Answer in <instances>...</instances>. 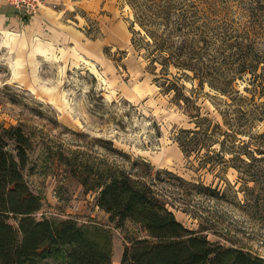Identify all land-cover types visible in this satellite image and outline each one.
<instances>
[{"label":"rangeland","instance_id":"obj_1","mask_svg":"<svg viewBox=\"0 0 264 264\" xmlns=\"http://www.w3.org/2000/svg\"><path fill=\"white\" fill-rule=\"evenodd\" d=\"M133 1L140 15L151 6L148 0ZM84 2L99 8L98 14L107 13L103 9L109 3L112 9L108 13H114L116 24L130 34L126 45L119 43L120 33L115 45L105 47L109 66L94 63L107 83L89 71L90 66L84 64L81 56L43 57L45 60L38 66L27 57L23 61V54L7 52L0 39V127L21 126L33 140L25 176L43 198L37 218L74 219L81 225L109 229L113 239L112 264H121L125 248L147 234L131 221L120 228L109 223L108 216L96 206L95 191L90 190L97 170L118 167L149 184L188 229L212 243L264 259V163L246 167L240 160L233 161L237 153L231 152L219 157H205V151L187 156L176 141L181 130L196 127L187 113H199L219 123L218 129L215 125L210 129L217 131L215 139L220 143L226 138L231 141L241 127L233 116L225 122L235 103L211 85L226 91L232 85L243 96L255 98L259 107L254 109L262 115L264 63L255 75H237L232 83L237 66L225 59L227 53L209 52L207 65L200 72L205 79L203 87L193 71L171 66L170 79L181 77L178 85H185L188 91L183 95L181 92L182 96L175 91L166 94L161 88L165 83L164 67L158 64L155 71L150 65L151 38L137 23L128 0ZM85 9L86 6L78 12L87 19L86 34L103 40L98 21L88 18ZM221 10L223 32L244 35L250 31L248 36L257 38L259 50L264 53V0H227ZM174 52V61L205 55L175 48ZM186 96L195 101L197 108H187L180 102ZM243 104L238 101L235 107L240 109ZM244 110L247 108L242 106L241 111ZM225 144L231 151H242L246 144L255 149L257 159H264L259 152L264 153V121L257 122L251 137H239ZM220 149L219 144L213 147L216 153ZM203 166L207 169L201 170ZM198 184L206 190L197 188Z\"/></svg>","mask_w":264,"mask_h":264},{"label":"trees","instance_id":"obj_2","mask_svg":"<svg viewBox=\"0 0 264 264\" xmlns=\"http://www.w3.org/2000/svg\"><path fill=\"white\" fill-rule=\"evenodd\" d=\"M148 1L151 6L145 5L147 11L140 15L137 3L128 0L136 12L137 23L151 38L149 46L153 59L149 61L150 65L155 71L158 64L164 67L165 83L161 88L166 94L175 91L182 96L188 91L183 84L179 87L181 77L170 79L171 66L193 71L201 79L199 86L203 87L205 79L200 72L207 65L209 52L227 53L225 59H230V64L237 66L232 83L237 75H255L264 63V53L259 50L257 38L248 36L250 31L244 35L223 32L220 14L227 0ZM246 22L251 25L250 21ZM174 48L205 55L199 59L176 58L178 61H174ZM165 53L168 54L163 56ZM211 86L231 97L233 103H244L240 109L235 104L230 106L224 118L228 122V118L233 116L241 127L233 138L229 136L231 141L226 138L220 143L215 139L217 131L211 132L210 129L212 125L218 129L219 123L199 113H187L196 127L181 130L176 141L187 156L205 151V157H219L231 152L232 155L237 153L233 161L240 160L246 167H254L256 162L264 163V159L255 157V149L246 144L242 151H231L225 144L233 143L239 137H251L257 122L264 121V113L261 115L254 109L259 107L255 98L243 96L232 85L230 91ZM181 101L187 108L197 106L190 96L181 98ZM242 106L247 110L241 111ZM217 144L221 146L219 153L213 150ZM33 149V140L23 127H0V264H112L113 239L109 229L81 225L74 219L37 218L43 208V198L31 188L25 176ZM205 168L203 166L201 170ZM95 178L90 190L95 191L96 206L108 216L109 223L120 228L131 221L139 224L147 234L125 248L121 264H264L260 257L212 243L199 232L185 227L152 187L132 173L114 167L108 171L97 170ZM177 180L187 183L179 177ZM199 187L206 190L203 184H198Z\"/></svg>","mask_w":264,"mask_h":264},{"label":"crops","instance_id":"obj_3","mask_svg":"<svg viewBox=\"0 0 264 264\" xmlns=\"http://www.w3.org/2000/svg\"><path fill=\"white\" fill-rule=\"evenodd\" d=\"M84 6H86L88 18L98 21L103 40L91 38L86 34L87 19L78 12ZM111 9L112 7L108 3L103 10L111 12ZM98 11L99 8L87 5L84 0H45V5L40 12L27 20L21 11L5 0H0L2 48L12 55L23 54V61H26L25 57H27L29 62L38 64V66L45 60L38 53L40 46L49 50L50 58L57 54L61 56L67 54V57L75 59L78 58L77 56H81L86 65L91 62L93 65L101 62L109 66L105 47L115 45V39L120 33L121 41L119 43L126 45L130 40V34L119 23L116 24L114 13L111 15L108 12L98 14ZM6 33L17 35L12 45L7 44ZM27 75L30 77L29 74Z\"/></svg>","mask_w":264,"mask_h":264},{"label":"built area","instance_id":"obj_4","mask_svg":"<svg viewBox=\"0 0 264 264\" xmlns=\"http://www.w3.org/2000/svg\"><path fill=\"white\" fill-rule=\"evenodd\" d=\"M11 6L22 12L25 19L36 16L45 5V0H5Z\"/></svg>","mask_w":264,"mask_h":264},{"label":"bare ground","instance_id":"obj_5","mask_svg":"<svg viewBox=\"0 0 264 264\" xmlns=\"http://www.w3.org/2000/svg\"><path fill=\"white\" fill-rule=\"evenodd\" d=\"M6 36H7V44L9 45H12L15 41V38H17V35L15 34H12V33H6ZM41 56L43 57H47V58H50V53H49V50L40 46L39 47V52H38ZM87 65H89V71L98 79L100 80L101 82L103 83H107L103 74L101 72H99V70L94 66V65H90L89 63H87Z\"/></svg>","mask_w":264,"mask_h":264}]
</instances>
